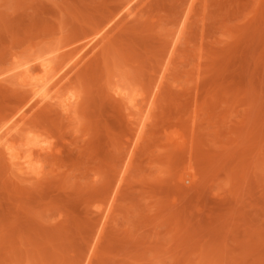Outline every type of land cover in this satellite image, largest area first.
Wrapping results in <instances>:
<instances>
[{"label":"rangeland","instance_id":"1","mask_svg":"<svg viewBox=\"0 0 264 264\" xmlns=\"http://www.w3.org/2000/svg\"><path fill=\"white\" fill-rule=\"evenodd\" d=\"M0 264H264V0H0Z\"/></svg>","mask_w":264,"mask_h":264}]
</instances>
